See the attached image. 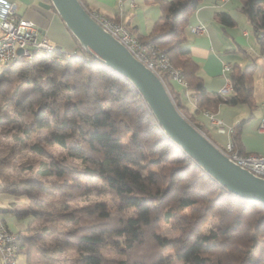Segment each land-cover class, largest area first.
<instances>
[{"label":"trees","instance_id":"16d2710c","mask_svg":"<svg viewBox=\"0 0 264 264\" xmlns=\"http://www.w3.org/2000/svg\"><path fill=\"white\" fill-rule=\"evenodd\" d=\"M152 1L160 15L137 40L165 53L197 109L216 102L251 106L254 64L232 67L233 91L217 99L197 74L185 29L201 0ZM239 9L264 54V0H241ZM216 16L233 24L227 13ZM72 38L88 60L59 63L37 54L0 66V193L15 198L0 212L27 220L16 232L17 255L26 264H53L66 253L74 254L70 264H173V256L180 264H264V205L227 192L165 136L126 78ZM88 180L100 186L87 187ZM163 223L174 236L161 234Z\"/></svg>","mask_w":264,"mask_h":264},{"label":"crops","instance_id":"0c3cea01","mask_svg":"<svg viewBox=\"0 0 264 264\" xmlns=\"http://www.w3.org/2000/svg\"><path fill=\"white\" fill-rule=\"evenodd\" d=\"M4 1L13 3L17 16L32 22L51 44L64 50H75L71 34L55 11L38 5L39 2L48 3V0ZM82 1L89 12L121 22L138 39L150 32L160 15L158 4L152 0ZM240 5L241 0H201L188 18L185 39L189 56L198 65L197 74L214 99L230 74L223 71L224 65L231 66L232 70L234 66L244 68L254 64L252 105L216 102L208 110H199L189 89L172 81L170 85L182 109L219 149L234 143L241 154H264V134L258 131L259 122L264 120V54L260 52L252 24L240 11ZM219 12L227 13L233 24L223 25L216 16ZM197 25H203L205 31L194 34L191 28ZM241 121V129L234 139L232 131ZM1 200L0 209H4L15 198L6 204ZM0 218L12 231H18L17 223L20 222L15 217L0 212Z\"/></svg>","mask_w":264,"mask_h":264},{"label":"water","instance_id":"95a60500","mask_svg":"<svg viewBox=\"0 0 264 264\" xmlns=\"http://www.w3.org/2000/svg\"><path fill=\"white\" fill-rule=\"evenodd\" d=\"M38 5L52 8L86 53L126 78L139 92L165 136L227 192L264 205V179L236 165L208 140L180 112L162 80L94 20L79 0H48Z\"/></svg>","mask_w":264,"mask_h":264},{"label":"built area","instance_id":"2783aa9c","mask_svg":"<svg viewBox=\"0 0 264 264\" xmlns=\"http://www.w3.org/2000/svg\"><path fill=\"white\" fill-rule=\"evenodd\" d=\"M89 13L135 59L152 70L162 82H164L163 78H167L186 88V82L180 71L172 66L159 47L143 46L121 22L99 16L93 12ZM0 31V66L19 59L31 61L37 54L51 55L52 59L59 63L69 58L88 60L76 49L64 50L51 44L32 22L17 16L13 3L4 0H0ZM191 31L194 34H201L205 28L203 25H197L192 27ZM223 71L230 73L231 66L224 65ZM232 91L233 85L227 76L225 84L218 93L227 97ZM216 124L219 125L220 122L216 121ZM258 131L264 134L263 119L259 122ZM221 152L236 165L264 179V154H241L233 143L226 144ZM17 250V233L12 231L0 218V264H16Z\"/></svg>","mask_w":264,"mask_h":264},{"label":"rangeland","instance_id":"374dc122","mask_svg":"<svg viewBox=\"0 0 264 264\" xmlns=\"http://www.w3.org/2000/svg\"><path fill=\"white\" fill-rule=\"evenodd\" d=\"M50 151L55 153L57 156L61 155V153H62V150L58 149L57 147H52L50 149ZM85 185L87 187H99L100 183L98 181L88 180L85 182ZM0 198L2 199L1 203H3V204H6V203H8V201L13 199L10 195L2 194V193L0 194ZM97 200L108 201V198L107 197H100ZM25 221L27 223V220H25ZM211 223H212V220H209L206 224V227L210 226ZM22 225H24V220H21L19 224L17 223L18 228H20ZM160 229H161V231H160L161 234L164 236L172 237L175 235L174 233L171 232L168 224H164V223L161 224ZM206 230L203 229V231H206ZM58 239H59L58 236H49L48 237V240H51V241H57ZM171 255H172L171 251L166 252V256H171ZM73 256H74L73 253H66V254H63L62 256L58 257V258L57 257H55L54 259L49 258L48 260L50 261L51 259H53V264H70ZM16 264H26L25 263V255L23 253H19L17 255ZM173 264H180V262L174 256H173Z\"/></svg>","mask_w":264,"mask_h":264}]
</instances>
